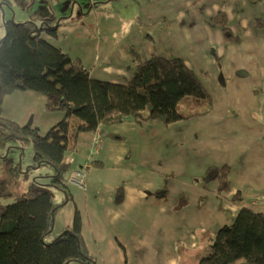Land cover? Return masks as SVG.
Returning <instances> with one entry per match:
<instances>
[{
  "label": "trees",
  "instance_id": "1",
  "mask_svg": "<svg viewBox=\"0 0 264 264\" xmlns=\"http://www.w3.org/2000/svg\"><path fill=\"white\" fill-rule=\"evenodd\" d=\"M22 2L0 0V11L4 13L5 7L13 11L12 5ZM52 19L34 10L23 22L10 19L1 22L4 33L0 35V148L9 150L11 142L17 141L15 146L20 154L26 146L32 147V157L25 171L21 160L0 169V264L72 261L92 264L95 258L84 243L77 208L72 225L46 243V236H51L53 228L52 217L65 204V201L55 204L47 187L70 197L67 176L73 169L65 154L89 149L97 129L104 137L120 139L102 128L126 119L137 124L160 121L169 125L198 115L178 109L179 103L186 102L188 96L210 103V94L203 82L206 73H197L179 57L153 53L146 58L139 57L140 60L127 67V78L123 81L93 76L79 58L64 53L42 36L44 33L57 35L58 24H53ZM263 19L258 16L255 20L262 25ZM37 20H40L38 25L43 22L39 32ZM209 22L223 30L228 41H239L240 37L228 26L225 12L217 11L209 17ZM18 91L45 97L49 107L62 112V119L44 132L32 124L19 125L8 119L2 104L7 96ZM74 119L78 122L72 129ZM42 165L53 168V172H31ZM229 170L227 164H221L208 166L203 173L208 178L202 183L206 190L211 189V194L225 205L237 206L230 209L231 223L217 229L209 253L198 264H264V206L243 202L239 192L229 195L232 188ZM22 176L25 179L20 182ZM6 199L10 201L3 203Z\"/></svg>",
  "mask_w": 264,
  "mask_h": 264
},
{
  "label": "crops",
  "instance_id": "2",
  "mask_svg": "<svg viewBox=\"0 0 264 264\" xmlns=\"http://www.w3.org/2000/svg\"><path fill=\"white\" fill-rule=\"evenodd\" d=\"M148 1L149 0H141L140 5H138L137 0H90L89 6L85 8L82 5L83 3H81V0H24L22 3H15L18 4V7L13 9L14 13L7 7L3 8V11L4 19H9L13 16L16 18V16H19L21 21L28 20L29 14L34 10L42 11L49 18H54L52 19V21L54 20L53 24H55L57 18H59L57 35L50 36L44 33L42 36L52 44L60 47L65 53V50L57 44L59 38L67 37L72 41H90L94 39L96 35H99V32L97 31L99 25L97 23V19L99 17L103 20L122 19L124 14L123 12H125L126 8L133 9L136 4L137 6L147 5ZM174 1L176 3L156 4L148 7L147 11L149 15L137 17V15H134L135 12L132 13L131 16L134 18L130 20H134L138 24L139 28L137 29V33L140 38H142V42H147L140 49L137 47L139 41L134 38H130L125 41L127 33H124V39L118 43V45L121 46L119 55L116 58H112L110 55L112 50L110 47L106 46V43L109 40L115 41L120 38L121 31L119 29L117 32L114 30L110 38L102 36L100 42L95 43L92 46H88L84 56L93 60V62L96 60L98 65L103 66L105 70L110 72L115 71L116 74H114V77L109 78L108 80L123 81L127 78L126 73L128 66H132L135 62L140 60V58L150 56L151 48L148 42H155V39L160 36L164 38L161 32H155L154 34L148 33L144 35L143 31L140 30V26L158 25V21L155 16H165L164 14L167 11H173L175 9H177L176 14L182 19H185L184 24L192 28L190 31L192 35L197 33L198 39L202 42L212 43L213 45L217 43L219 45V47H215L216 51L214 53L212 51L210 55L202 46V43L198 45V50L195 44L196 39L194 38L193 46L190 49L200 51L201 54H203L202 59L207 61H210L209 59L212 58V55L213 58H220L224 54V50L222 48L224 41H221L219 30L213 29L210 23L207 24L209 17L214 15L217 11L225 12L229 19V24H233L231 26L237 27H230V30L233 33L240 28L243 31V36L251 40H241V42H264V19L262 25H258L255 20L258 16L254 17L253 15V13L257 10V7H261L264 11V0H189L190 5L188 8L185 7V0ZM199 2L201 3L199 8L200 10L195 7ZM87 4L88 0L86 1V6ZM75 6L78 7L77 12H75ZM21 7L26 8L24 9ZM201 7H204V10H201ZM36 23L38 25L40 20H37ZM199 30L203 31L207 37L202 36V33ZM134 41H136L137 45H135ZM153 47H155V45H153ZM106 50H108V52ZM190 54L195 53L190 52ZM247 56L252 55H250L248 51H243L240 55V60H248L246 58ZM261 56L262 57L260 59H255L256 66H260L261 62L264 64V48ZM185 64L192 68L188 63L185 62ZM230 64L234 63L232 62ZM239 66L241 68L235 67L233 68L234 71L239 69L243 70L241 73L238 72L235 77L248 79V85L245 88L233 90L226 95H221L219 93V98L214 102L211 95H209L210 103L200 109L197 108V104L194 105L193 109H191L192 102H195L194 100H188L189 102L185 100V107L181 110L178 108L180 111L185 112V114L193 112L198 113V115L172 123L179 126L178 130H180V133L175 140L177 147H174V150L170 153L171 157L169 156L166 166L169 167L178 164L181 160L179 156L182 153L195 155L192 165L198 168V170H205L208 166L218 164V161L219 165L223 163L227 164L230 167L229 179L232 185L229 195L239 192L243 202H251L264 206V201L258 197L259 195L264 196V145L258 138L261 134L260 124H264V102L255 98L256 93L255 90H253L255 85L253 86L250 83L248 76L249 72L244 70V64ZM94 70L95 68L90 69L92 75ZM125 75V78L119 79V77H124ZM233 76L234 73L230 77L225 75L222 76V73L218 74L217 80L220 84H222V86L219 84V87H224L227 83L226 79L232 78ZM261 81L262 77L260 76L259 71L258 81H255L254 83L258 84V82ZM18 92L5 98L2 104L4 110L5 108H8L7 100L10 98H12V100L17 99L18 94L20 93H26L25 95L34 99V101L36 100L47 106L46 98L43 96L35 95L30 91ZM248 96L250 97L249 104L245 102V98ZM225 97H227V99L223 100L222 98ZM188 108H190L189 111H187ZM228 108H233L234 111L238 113L239 118L227 116L225 113ZM53 109L56 110V114L54 116H47L44 123L46 124L45 127L48 124L49 127L52 126L59 121L60 118H62V112L59 109ZM57 111H59L60 114V118L58 120L56 119ZM29 114L34 115L33 111H28V115ZM6 116L8 119L20 125L17 119L10 117L11 115ZM77 122V119L71 121L72 129L75 127ZM157 124L163 123L160 121H150L137 124L131 119H126L120 123L105 126L102 130L105 131V133L111 132L112 134H120V132H122L127 134V137L131 142V147H134L135 156L137 155L138 150L136 149L137 144L135 141V132L138 129L140 130L141 127H146L147 125H150V127L155 129V125ZM185 124L186 126L184 127ZM227 124H232L237 129H240L243 132V136L233 137L228 129L225 128ZM197 138H199V141H196V148L199 150L194 148L195 139ZM131 147L130 149H127L125 143L121 139L108 141V139L104 137L101 149L93 155L96 158L93 161H98V163H93L92 161L90 167L101 168L104 166V161H113L121 167L118 169L117 173L114 169L107 170L105 175H100L97 171H95L91 177L87 171L88 175L85 179V189L70 185L71 188L69 198H66V195L59 190V192L63 193V195H61L60 201H57L55 204L59 205L63 201H65V204L58 208L53 219V229L55 228L57 222L61 225L58 234L72 225L73 213L77 208L81 214V233L87 249H89V241L83 234L84 226L102 227L107 225L112 234V238L107 245V249L110 251V254H112V252H116V254L124 256L123 249L125 243L127 242L126 233L134 235L137 231H140L139 227H142V230H149L150 225L153 222L150 215L157 211L154 208L168 202L166 193L171 189H176L181 193V186L179 185H176L171 189L164 185L162 178L159 175L154 174L155 169L153 167L144 170L138 169L137 167L134 168L133 165L135 163L128 159L131 157V151H133ZM82 150L83 149L79 150L77 153L72 151L68 152H70L73 156L78 157ZM201 153H205L207 155V158L204 159L203 162L200 161ZM76 161L78 162V159H76ZM125 161H127V163H124ZM153 162L154 164L159 163L160 165H163V163L158 159H154ZM86 163L87 160L85 161V164ZM83 167L84 166L82 164L79 165V168ZM90 167L87 170L92 169ZM76 168L77 167L72 166V169ZM101 170L105 171L106 169ZM171 173H173V171H169V174ZM157 178H159V180H157ZM163 189H166V192ZM210 191L211 189H205L204 184H201L198 188V192L195 190L193 191L194 195H196L193 196V198H196L197 196H203L204 198L198 197L196 200V211L190 215V221L195 222L199 218V213L201 211L217 212L221 215L229 213L232 215L230 212L231 208H229L228 205H225V203L217 196H213ZM118 193L119 196H117ZM206 194L208 195V198L206 197ZM59 198L60 197H58V199ZM116 199H119V201L116 202ZM186 202L190 203V201ZM230 206L234 207L231 209L234 210L237 205ZM178 210L179 208H177V211ZM162 211L167 215H172L168 211ZM138 212L146 215L145 219H142L140 216L137 218L136 213ZM144 235L149 236V233L145 232ZM144 238L145 236H139L136 239L138 241L133 243L136 249H142L143 244L140 242L143 241ZM100 249L105 250V248ZM163 250L164 249H162V251ZM88 252L92 257H94L89 250ZM165 257L166 256L162 257L157 255L155 258H160L159 260L163 261ZM94 258L95 261L92 262V264H96L100 260L98 257Z\"/></svg>",
  "mask_w": 264,
  "mask_h": 264
},
{
  "label": "rangeland",
  "instance_id": "3",
  "mask_svg": "<svg viewBox=\"0 0 264 264\" xmlns=\"http://www.w3.org/2000/svg\"><path fill=\"white\" fill-rule=\"evenodd\" d=\"M86 1L87 0H81V3H83L82 5L85 8H87L90 3V0H88V4L86 6ZM140 1L141 0H137L138 5H140ZM165 3L176 2L174 0H149L147 5L137 6L136 4L133 9L126 8L125 12H123L124 14L122 19L103 20L99 17L97 19V23L99 24L97 31L99 32V35H96L94 39L86 42L72 41L69 38L64 37L59 38L57 44L60 45L63 50H65V53H68L73 57H79L83 64L89 69L95 68L93 75L98 78L108 80L109 78L114 77V74H116V72L105 70L103 66L98 65V62L96 60L93 62V60H90L86 56H84V53L88 46H92L95 43L100 42L102 36L110 38L114 30H116L117 32L120 29V38L115 41L109 40L106 43V46L110 47V49L112 50L110 54L111 57L116 58L119 55L121 46H119L118 43L122 39H124V33H127L125 41L130 38L138 40V45L136 41H134V43L135 45H137L138 49H140L147 42H142V38H140L137 33V29L139 28L138 24L134 20H130L134 18L133 16H131L132 13L135 12L134 15H137V17L149 15L147 11L148 7ZM189 3V0H185L186 8L189 7ZM200 5L201 3L199 2L195 7L199 9ZM16 7H18V4L13 5V9H15ZM75 7V12H77L78 7ZM21 8L25 9L26 7ZM201 10H204V7H201ZM173 11H167L164 14L165 16L162 17L155 16L158 21V25L140 26V30L143 31L144 35L148 33L154 34L155 32H161L164 36V38L162 36L157 37L155 39V42H148L151 48L150 53H153L155 55L161 54L171 58L181 57L185 60L186 63L191 65V67L197 73L205 72L207 75L205 74L206 76L203 82L209 94L213 98V102L217 101L220 94L226 95L233 90H239L241 88H245L248 85V79L235 77V75L238 72L241 73L243 69L235 71L233 69L235 67L239 68V65L244 64V70L246 72H249L248 76L250 79V83L253 86L255 85V87L253 88L256 93L255 98L264 102V64L263 62H261L260 66H256L255 61V59L258 60L262 57L261 54L264 48V42H241V40H251L243 36L242 29L238 28L235 34H237L240 39L238 42L232 43L225 38L223 30L214 28L212 26L213 29L219 30L221 41H224V43L222 44L224 54L220 58H213L212 55V58L209 59L210 61H207L205 59H202L203 54H201L200 51H194L190 49L193 46L194 38L196 39V47L198 48V45L202 43V46L208 51L210 55L212 51L213 53L216 51V48L219 47V45L217 43L213 45L212 43L202 42L200 39H198L197 33H194L192 35L190 33L192 28L184 24L185 19H182L179 15L176 14L177 9ZM253 15L254 17L261 16L264 18V11L261 7H257V10L253 13ZM11 18H13V21L16 23L25 21H21L19 16H16V18H14L13 16L9 19ZM1 22L2 11H0V35H3L4 29ZM208 23H210L209 19L207 21V24ZM231 25L228 24L229 28H237L236 26ZM199 31L202 33V36L207 37V35L203 31ZM153 45H155V47H153ZM106 51L108 52V50ZM243 51H248L252 56H247L246 58L248 60H240V55ZM190 52L195 54H190ZM232 62L234 64H230ZM259 71L260 76L262 77V81L258 82V84H255L254 82L258 81ZM217 73H222V76L225 75L227 77H230L234 73V76L232 78L226 79V85L220 88V83L217 80ZM126 75L124 77H119V79L125 78ZM220 85L222 86V84ZM25 94L26 93H20L18 94L17 99L12 100V98H10L9 100H7L8 108H5L4 115H11L10 117L17 119L20 125H27L28 123H31L33 126L35 125L36 127L40 128L41 131H46L49 127V124L45 127V120L47 116H54L56 114V110L52 107H49L48 105L47 107L45 106V104L43 105V103L41 104L36 100L34 101V99H31ZM188 97L189 98L186 99L187 102H189L188 100L195 101L192 102L191 109H193L194 105L196 104L198 109L208 105V101L206 99L198 100L192 96ZM222 99L226 100L227 97ZM245 102L249 104V96L245 98ZM183 107H185V102H180L178 108L181 110ZM28 111H33L34 115H28ZM225 114L227 116L239 118L238 113L234 111L233 108L226 109ZM56 116V119L58 120L60 118L59 111H57ZM61 119L62 118H60V120ZM260 125L261 134L258 138L264 145V124ZM155 126L156 128L153 129L152 127H150V125H147L146 127H141L140 130L138 129L135 132V141L137 144L136 149H138L137 155L135 156L134 147H131V142L130 139H128L127 134L120 132V134H116V136H118L125 143L127 149H130L131 147V149L133 150L131 151V157L128 159L135 163L133 165L134 168L137 167L138 169L144 170L153 167L155 169L154 174H157L162 178V180L164 181V185H166L170 189L176 185H179L181 186V193L176 189H171L166 193L168 202H165L164 204L157 206V208H154L157 211L150 215L153 219V222L150 225L149 230H142V227H139L140 231H137L134 235L126 233L127 242L125 243L123 249L124 256H121V254H116V252H112V254H110V251L107 249V245L112 238V234L107 225H104L102 227L84 226L83 234L89 241L88 250L91 254H93L94 257H98L100 259L96 264H198L199 260L209 253L210 244L213 241L217 229L224 224L231 223V218L233 215H230L229 213H227L226 215H221L217 212L211 211H201L199 213V218L195 222L189 220L190 215L196 211L195 202L198 197L204 198L203 196H197L196 198H193V196H196L194 195L193 191L195 190L196 192H198V188L201 186L203 179L208 180V178L203 177L204 170H198V168L192 165V162L195 159V155L192 154H180V162L173 166L167 167L166 165L169 156L171 157L170 153L174 150V147H177L175 144V140L180 133V130H178L179 126L177 124H157ZM185 126L186 124L184 125V127ZM225 128L228 129L233 137L243 136V132L240 129H237L232 124H227ZM106 139H108V141L114 140L113 138L109 139L107 135ZM196 141H199V138L195 139L194 145V148L199 150L198 148H196ZM16 142L17 141L11 142L12 147L8 150L9 154H7V156L5 154L7 148H0V156H6L5 158H0V169H2V166L7 167L12 162H20L19 158L21 156L20 160L23 164L22 169L23 171H25L26 166L28 165L27 161L30 156L32 157V147L26 146L23 149V151H25L20 154L15 146ZM89 155H91L90 148L88 150L87 147L79 153L78 157H75L70 152H67L65 154V159L68 160L73 167H77L76 169H83V171L85 170L86 176L88 175V171L91 177L95 173V171H97V173H99L100 175H105L107 170L109 169H114L117 173L118 169L121 168L113 161H104V166L101 168L90 167L91 161L95 160L96 158L93 155ZM206 158L207 155L205 153L200 154L201 162H203V160ZM76 159H78V162L76 161ZM154 159H158L163 163V165H160L159 163L154 164ZM86 160L88 166L86 168H79L80 164L85 166ZM124 163H127V161H125ZM217 163L218 164L216 165H219V161ZM89 167L92 169L87 170ZM101 169L106 170L102 171ZM169 171H173V173L169 174ZM31 172L51 174L53 172V168L42 165L38 169H34V171L31 170ZM24 179L25 177L22 176L20 182H22V180ZM157 180H159V178H157ZM20 188V186L17 187L18 191L21 190ZM47 189L51 190L54 203L60 201L61 195H63V193L59 192V190L56 188L53 189L47 187ZM163 190L166 192V189ZM58 197L60 198L58 199ZM206 197L208 198L207 194ZM258 197L259 199L264 201V196L259 195ZM8 201H10V199L2 200L3 203H6ZM186 201H190V203ZM177 208H179L178 211ZM229 208L232 209L234 207H231L229 205ZM162 210H165L166 212L168 211L172 215H167ZM139 216L142 219H145L146 217V215L142 213H136V217L138 218ZM60 227L61 225L57 222L55 228H52L51 236H46V241H48H45L46 243L51 242L57 236ZM145 232L149 233V236L144 235ZM139 236H145L143 241L140 242L141 244H143L141 250L136 249L133 245L134 242L138 241L136 239ZM100 248H105V250H101ZM162 249L164 250L162 251ZM157 255L166 257L163 259V261H160V258H155ZM68 264L75 263H73L72 261Z\"/></svg>",
  "mask_w": 264,
  "mask_h": 264
},
{
  "label": "built area",
  "instance_id": "4",
  "mask_svg": "<svg viewBox=\"0 0 264 264\" xmlns=\"http://www.w3.org/2000/svg\"><path fill=\"white\" fill-rule=\"evenodd\" d=\"M104 142V136L102 133L97 129V131L93 135V140L90 146V154L92 156L96 154L102 147ZM88 166V163L85 164V168ZM85 179H86V172L83 169H74L67 176V183L71 186H76L81 189H85Z\"/></svg>",
  "mask_w": 264,
  "mask_h": 264
},
{
  "label": "water",
  "instance_id": "5",
  "mask_svg": "<svg viewBox=\"0 0 264 264\" xmlns=\"http://www.w3.org/2000/svg\"><path fill=\"white\" fill-rule=\"evenodd\" d=\"M13 12V11H12ZM2 19H4V13H2ZM10 20H12L13 21V18H11ZM58 22H59V18H57V21H56V25L58 24ZM43 28V22L40 24V25H38V27L36 28V31L37 32H39L41 29ZM27 125H30V123H28ZM26 125V126H27ZM6 156H7V154H8V149L6 150ZM1 157V156H0ZM20 158H21V156H20ZM20 158H19V161H20ZM38 166H39V164H38ZM54 218L52 217V220H53Z\"/></svg>",
  "mask_w": 264,
  "mask_h": 264
}]
</instances>
